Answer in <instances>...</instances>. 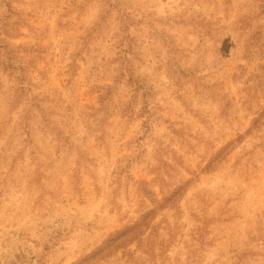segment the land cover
<instances>
[{
	"label": "rangeland",
	"instance_id": "374dc122",
	"mask_svg": "<svg viewBox=\"0 0 264 264\" xmlns=\"http://www.w3.org/2000/svg\"><path fill=\"white\" fill-rule=\"evenodd\" d=\"M0 264H264V0H0Z\"/></svg>",
	"mask_w": 264,
	"mask_h": 264
}]
</instances>
